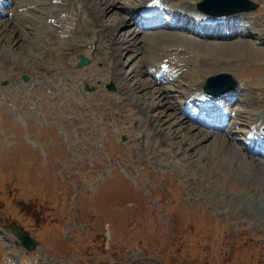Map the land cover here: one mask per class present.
<instances>
[{
	"label": "rangeland",
	"instance_id": "374dc122",
	"mask_svg": "<svg viewBox=\"0 0 264 264\" xmlns=\"http://www.w3.org/2000/svg\"><path fill=\"white\" fill-rule=\"evenodd\" d=\"M130 1L125 0L126 3ZM253 1L260 4L259 8L242 16L251 19L243 21L241 17L237 20L238 23L243 21L239 30L244 29L252 36H240L235 31V34H228L231 38L229 41L218 37L206 39L205 35L196 36L181 28L158 27L143 31L131 23L125 25L122 22L131 15V9L125 10L128 11L126 13L119 8L114 13L101 14L100 19L113 30L119 25L117 37L122 43L124 37L128 38L133 31L141 32V35L159 31L176 32L220 45L245 40L260 49L262 57L253 59L256 61L248 57L244 63L237 64L238 59L221 58L231 63L223 67L226 69L223 71L231 72L242 85L236 89V96L244 94L242 87L245 81H250L256 86H252L251 90L255 91L250 95L259 98V103L252 107L249 100L242 101L244 95L240 99L236 97L237 101L232 102L230 108L233 113L238 109L255 110L264 105V92L258 89L264 81V63L258 62L264 60V36L257 35L260 34L258 31H264V0ZM10 4L4 3L2 7L9 8L5 9V16H0V27L4 30L0 32V66L7 63L9 57L14 59V55L28 57L30 54L33 60L26 61L31 66L37 63V57L34 58L32 52L36 43L35 35H39L42 27L26 21L28 24L22 25L25 30L16 28L15 23L19 20L14 17L18 15L17 11L28 13L31 4L24 10ZM12 7L11 10L15 11L13 17L9 13ZM46 9L47 3L42 2L33 13L38 16L37 20L45 17L42 12ZM174 13L169 11L164 23H168ZM257 17H260L259 22ZM254 21L251 27L247 25ZM29 25H34L38 31L31 32L33 27ZM29 29L35 35L22 37L23 31L27 32L26 35L30 34L26 31ZM148 36L145 37L147 44L140 53L137 50L141 46L139 41L130 47L128 42L122 44L116 51L114 61L119 64L118 69L126 71V74L130 72L129 75L135 68L138 70L137 76L136 72L130 76L129 80H133L131 86L138 80L141 87H148L147 81L152 77L157 79L159 75L155 70L151 71V75L155 72L152 76L147 75L150 73L144 75L139 68L144 67L147 59L155 56L152 43L159 40ZM129 38L132 39L131 36ZM175 42L166 41L167 44ZM59 45L65 44L59 43L55 47ZM51 63L58 64L60 59L56 57ZM101 66L102 63L96 61L95 65H88L89 68H80V73L84 75L92 67ZM5 70L9 71V67ZM2 78L7 76L0 73ZM179 78L172 83L158 84V87H171L165 92L166 95L159 98L157 85L150 87L157 94L155 96L149 93L150 88L147 91L139 88L134 93L145 104L158 103L166 98L175 107L170 110V105L156 106L147 113H139L131 98L133 102L122 101L121 92L112 79L103 85L100 79L89 82L93 90L83 92L84 96L79 91L83 85L76 87L75 94H71L75 99L74 105L63 110L56 105L61 104L62 90L55 97L38 94L33 99L11 89L6 91L5 97L0 94V99L7 98L19 108L18 112H14L15 115H10V107L0 101V228L8 233V236L0 233V264L14 260L10 254L13 248L18 254L15 259L20 258L15 262L18 264H264V181L261 178L264 174L254 182L256 176L253 172L248 168L239 170L237 166L241 165L240 161L229 163L227 156L230 153L221 147L224 143L230 146V143L223 141L225 138L234 142L232 131L236 130L235 136L243 139L252 119L248 115H241V110V114H236L240 121L248 119L240 128L243 131L237 130L235 117H232L226 130L219 131L212 141L208 136L206 142L196 144L193 137L198 131H190L184 124H178L175 110H180L175 104L183 103L182 92L185 86L188 88V81L183 76ZM157 80L160 81L159 78ZM111 83L114 87H108ZM38 97L44 99L37 100ZM30 101L37 104L38 108H32ZM225 102L226 99H223L219 103ZM81 104L84 110L79 109ZM123 105L129 106V110H123ZM150 117L156 118L162 129L172 134L171 140H166L172 146L166 148L167 144L161 143V136L147 141L148 137L144 136L137 119L147 121ZM238 123L240 125L242 122ZM59 131L66 134L65 141L59 137ZM123 135H126L125 141L121 140ZM234 143L238 149L237 155L244 164L251 163L253 159L245 156L246 153L240 149L242 143ZM178 146H181L180 151H186L178 156L181 159L182 156L187 157V161L177 162L174 159ZM158 148L165 154H159L161 150ZM235 148L230 150L234 152ZM245 150L252 151V148L247 146ZM31 151L40 153V156L30 154ZM117 164L128 169L136 186L130 185L119 175ZM261 185L262 189L257 188ZM7 224H15L27 231L39 241V247L29 252L22 251L16 236L6 228ZM66 228L72 231L70 235ZM169 228L176 233L172 238L163 234ZM68 237H80L79 245L77 239L72 242ZM69 246L80 247L71 251Z\"/></svg>",
	"mask_w": 264,
	"mask_h": 264
},
{
	"label": "bare ground",
	"instance_id": "6f19581e",
	"mask_svg": "<svg viewBox=\"0 0 264 264\" xmlns=\"http://www.w3.org/2000/svg\"><path fill=\"white\" fill-rule=\"evenodd\" d=\"M149 1L150 0H135V2H133L131 4H127V3L120 2V0H62L61 4H54L52 2V0H50L49 4H47V9L45 11H43L42 14L45 15V27L47 29L48 28L55 29V27H54L55 25H52V24H49L46 22V20H48V18H54L55 17L59 21L62 22V25L64 27H66V30H69V33L71 30H74V32H78V34H76V36L79 35L81 37V39L77 42H73V40L75 39V37H74V38L70 39L68 41V43H66L67 47L64 48L63 53H62L64 57H67L68 55H71L72 53H76L79 55L81 52L87 51L84 49V47H86L89 44L95 45L94 51L97 54L98 53H106L107 52L106 50L110 49L111 50L110 51V53H111L110 57H113L114 55H116V51L118 49H120V47H122L125 43L128 42L129 47H130V45H133L139 41L141 46H142V47L140 46L141 48L139 47V49H137L139 52L142 48H145V45L147 44L146 38H145L147 35H149L147 38L155 37L156 39L159 40L156 43H154V42L152 43V45L154 46V49H155V56L152 59L146 60L144 63V67H139V68L142 69L144 75L146 73H149V71L155 70L156 72L159 73V75L164 74L165 72H168L169 74L174 73L176 76L177 75L183 76L184 80L188 81L187 85L190 88V92L196 94L195 98L197 101L200 98L204 97L205 92H202V91H203V87H204V84H205V81H206L208 75L226 70L223 67H225L227 65H231V63L224 61V59H225L224 57L230 58L229 60H233V59L237 60L238 59L239 63H237V64L244 63L246 58H248V57H250L251 61H256V60H253L255 58H257L259 60L262 57V54L259 52L260 49L253 47L248 41H245V40H237L234 43H226L224 45H220V44H216V43H213L210 41L196 40L194 38H190V37L185 36V35L182 36L181 34L176 33V32L159 33V31H157L154 33L153 32L143 33L144 35H141V32L133 31L131 34H129V37L131 36L132 39H130L129 37L128 38L124 37L123 43H120L121 45L116 46L119 44L118 41L116 40V39H119L117 37V35H118L117 29L119 28V25L115 26L116 30L114 28V30H115L114 31L113 29L109 28L104 22H102V20L100 19V15L102 14L104 16L110 12L114 13L115 10H118L119 8L121 10H122V8H130L132 10H136L137 12H138V10L143 11L144 13L153 12L155 10H167V9H170V7L173 9L172 6L176 7V9L182 8L187 13V16H185V15L182 16V21L186 20L189 22L188 23L189 27H187L188 25H185L183 27H186V29H188L187 30L188 32L196 34L197 36L202 37V35H205L204 37H206V39H208L207 37H211V38L215 37L213 34L214 33L213 29L217 30L220 27H223L224 29L236 28V26H238V24H239L237 22V20L240 19L243 15L249 14V13L248 14L242 13V14L232 15V16H227V17H212L209 15H204L196 9L197 10L196 12H198L199 17L195 18V17L191 16V14L193 13L191 11L195 9V5L198 2H200L201 0H156V3L153 7H148L147 4ZM11 2L12 3L17 2L16 7L19 9L27 8L29 6V4L33 5V7H31V10L28 13L22 12V11L21 12L17 11V13H18L17 16L21 20L24 16H28V14L30 15V13L33 14L35 11H37V8L40 7L41 3L47 2V0H15V1H11ZM18 3H20V4H18ZM79 6H81V8H78ZM4 13H5L4 10L0 9V15H2ZM61 13H65V15L61 16ZM34 15L36 17L35 19H37L38 16L36 14H34ZM2 16H5V15H2ZM235 16H238V18ZM18 17H17V19L19 20ZM32 17H33V15H32ZM121 17H122V15H121ZM158 17L154 18V19L157 20ZM179 17H181L180 14L178 16H175V20L171 23L172 28H176V27L180 28V24L177 23V19H179ZM134 19H135L134 16H132V17L126 16L125 20L123 19L122 22H124L125 25L132 23V25L138 26L139 21L137 19H135V21H134ZM191 20H192V22H191ZM3 22H4V20H3ZM19 24H17L16 28L23 29L22 25L20 26ZM155 24L156 23H153V22H151V23L146 22L145 23V25H149L150 27L154 26ZM157 25H158V22H157ZM29 26L33 27L31 32H34V30H35V33H36L38 31V28L35 27L34 25H29ZM193 28H195L197 30H195ZM204 28L206 31L202 32V30ZM0 30H1L0 32L4 31L1 29V27H0ZM23 30H25V29H23ZM88 30H90L92 32V34H93L92 36H86L87 33H84L85 31H88ZM26 31H28V33H30L29 32L30 29L26 30ZM235 31H237V34H239L240 36H252L249 33H246L244 31V29L243 30L237 29ZM35 33L34 34L30 33L29 35H26L27 32L23 31V33L22 34L20 33V34L22 35V37L28 36L30 38L31 34H32V36H34ZM48 33H54V32L52 30H50ZM83 35H84V37H83ZM236 36L238 38V35H236ZM219 37L224 38V39L226 38V41H229V39H231V38H229L228 35H222ZM35 38H36V43L33 45L34 46V50L32 52L33 54H38V53L41 54V52H43L47 49L46 47L54 48L55 45H57L54 42L55 38H51V40H49V41L46 40L48 38L45 35V28H42L40 30L39 35H35ZM153 40H155V39L153 38ZM39 41H40V43H38ZM166 41H176V42L174 44H167ZM102 45H104V48H102ZM37 46H39V49ZM59 48H61V47H58V49ZM228 50H231L232 52H226ZM141 52H142V54L144 53V51H141ZM183 53L186 56H184ZM119 55H120V52H119ZM219 55H221L223 57H221ZM213 56H214V58H211ZM56 57L61 58V56L59 54L56 55ZM183 57H185V58H183ZM16 58L17 59H22V58L25 59V61H19L18 64H15L18 66V68L20 70V72H17V74L18 73H31L34 75L32 77V79L36 80V81H38L40 78H44L43 72L38 71L39 67L43 66V65H39V66L37 65V64H40V61H37L36 64H31V66H28L29 65L28 61L33 60L31 54L28 57L17 56ZM221 58H224V59H221ZM99 59H101L102 62H105V64H106V60H103V58H101V57ZM166 59H168V62L170 63V69L160 70V67H159L160 64L163 62H166ZM219 59H221V60H219ZM26 60H28V61H26ZM229 60H227V61H229ZM258 62L264 63V60L258 61ZM107 65H109V64H107ZM107 65H105V67H107ZM141 66H142V64H141ZM55 67H57V66H53L52 68H55ZM173 67H175L176 69L175 68L173 69ZM33 68H35V69H33ZM9 71H10V69H9ZM129 73L126 74V71H120L118 68H115L114 71L112 72V75L110 76V78H112L115 81L117 89L123 94V100L132 101L129 98L133 99L134 102L133 101L132 102H133L134 106L138 109L139 113H141L142 111H143V113H147V112H149L150 109H153L156 106L167 107V105L168 106L170 105V110L175 109V107L173 105H171L173 103L170 104L166 98H163V100L159 101L158 103L154 101V102H152V104H145L141 100L140 97H137L134 95V93L137 92V90L139 88H142V90L147 91L150 87L156 86L158 83H160V81L157 80L159 78V75L157 76V79L152 77V79L150 81H147V82H149L148 87L144 88V87H141L138 80L134 81V83H135L134 86H131V84L133 83V80L132 81L129 80L130 76L132 75V73L133 74L135 73V76H137L138 70H136V68H135L130 75H129ZM125 74H126V77H124ZM244 74H245L244 76H246V73H244ZM97 76L102 77L103 75L97 74ZM45 78H46V76H45ZM134 79H138V78H134ZM249 83L250 84H247V85H250V86L247 87V85H245L244 90H245V88L251 90L252 83L250 81H249ZM261 84H263V85H259L258 89H260L264 92V81L261 82ZM135 86H137V87H135ZM156 87H158V85ZM160 87H158L156 89V92H159V94H160L158 96V98L161 95L165 94V92H167L166 88H162V87L160 88ZM199 92H202V93H199ZM149 93L151 94V96L157 95L156 93L153 92V89H151V88L149 90ZM103 95H104V93H103ZM246 99L249 100V103L252 105V107H255L256 103L258 102L255 96H253V97L247 96ZM188 102L190 104H194L195 100L193 98H189ZM135 107H133V109H135ZM121 108L125 111H128L130 107L127 105H123ZM209 111L212 114V116H216V111H213L210 109H209ZM254 111H255L254 114L257 115L255 120H254V123L259 122V121H263L264 120V105L256 108ZM175 112H177V115H178V124H184L190 131H194V132L198 131V134L194 135V137H193L195 139L196 144L197 143L202 144L203 142H206V140H208V136L210 137V140H211L216 135L215 133H212V132L206 133L203 129L200 128L199 124H197L196 126L192 125L189 121L190 119H192V117H190V115H188L187 112H183L181 114H180V111H178V110H175ZM136 113H137V111H136ZM167 115H171V114H167ZM210 121L207 123L210 127H217L216 125L214 126V124H212L215 122H212V120H210ZM137 122L139 123L141 129H143L142 131L144 133V136L148 137V138L146 137L147 141L151 142L150 138L155 140L161 136V138H163L161 143L163 142L164 145L167 144L166 148L172 146V144L170 142H166V140H171L172 134L170 132L162 129L160 124L157 122L156 118L150 117V119H148L147 121H143L142 118L141 119L138 118ZM144 129H145V132H144ZM263 130H264V128H263ZM145 133H146V135H145ZM203 133H205L207 135H203ZM217 137H219V136H217ZM223 141H225L228 144L230 143V146L225 145V143L221 145V147L224 150H226L227 152L230 153V155L227 156L229 159V163L233 162V161L234 162L240 161L241 165L237 166V168L239 170L248 168L249 171L251 173L253 172L254 176H256V178H255L256 180L254 182L260 180L261 178L264 181V176L259 179V177L264 174V159L257 158L256 156L251 154V150H247V153L245 156H249V158L250 159L252 158L253 161H251V163H249V164L246 163V165H245L244 161H242L241 158L239 157V155H237L238 149L236 150V148L234 146L235 143L228 141L226 138ZM211 144H213V143H211ZM236 144H238V143H236ZM156 146H155V148H156ZM180 147L181 146L176 147L175 152H177V153L174 154L173 157H174V159L177 160V162L187 161V159H188L187 157L185 158L184 156H182V159H181L180 156H178L179 154L186 153L185 150L180 151ZM232 147L235 148L234 152H232V150H233ZM238 147H240V146H238ZM158 149H160V148H158ZM230 149H232V150H230ZM171 152H173V150H171ZM159 154H165V152H162V150H161L159 152ZM159 156H166L167 157V155H159ZM235 164H236V162H235ZM258 187L262 189V185L257 186V188ZM255 200H258V199H255ZM261 203H262V201H261Z\"/></svg>",
	"mask_w": 264,
	"mask_h": 264
},
{
	"label": "water",
	"instance_id": "95a60500",
	"mask_svg": "<svg viewBox=\"0 0 264 264\" xmlns=\"http://www.w3.org/2000/svg\"><path fill=\"white\" fill-rule=\"evenodd\" d=\"M214 5V7H211ZM257 4L251 0H204L200 4V7L205 11L216 14L234 13L239 11H248L257 8ZM225 79V81H224ZM222 80V81H221ZM229 81V82H228ZM228 82V86L237 85V81L229 73H221L218 75L211 76L207 81V87L213 83ZM16 235L22 240V243L29 249H33L36 246V242L28 235L23 232L16 231Z\"/></svg>",
	"mask_w": 264,
	"mask_h": 264
}]
</instances>
